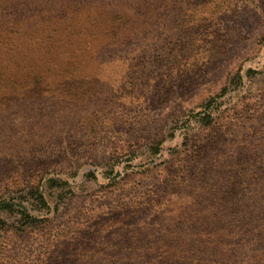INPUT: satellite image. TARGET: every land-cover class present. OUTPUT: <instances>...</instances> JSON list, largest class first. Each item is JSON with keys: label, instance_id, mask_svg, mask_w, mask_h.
I'll use <instances>...</instances> for the list:
<instances>
[{"label": "rangeland", "instance_id": "rangeland-1", "mask_svg": "<svg viewBox=\"0 0 264 264\" xmlns=\"http://www.w3.org/2000/svg\"><path fill=\"white\" fill-rule=\"evenodd\" d=\"M0 264H264V0H0Z\"/></svg>", "mask_w": 264, "mask_h": 264}, {"label": "trees", "instance_id": "trees-1", "mask_svg": "<svg viewBox=\"0 0 264 264\" xmlns=\"http://www.w3.org/2000/svg\"><path fill=\"white\" fill-rule=\"evenodd\" d=\"M23 210H21V213L23 214V218L31 219V215L25 210V207L22 206Z\"/></svg>", "mask_w": 264, "mask_h": 264}]
</instances>
